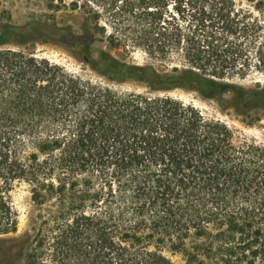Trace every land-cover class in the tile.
<instances>
[{
  "label": "trees",
  "instance_id": "1",
  "mask_svg": "<svg viewBox=\"0 0 264 264\" xmlns=\"http://www.w3.org/2000/svg\"><path fill=\"white\" fill-rule=\"evenodd\" d=\"M93 1L111 20L102 25L95 11L93 27L63 40L99 73L136 78L152 93L0 50V236L19 233L13 193L22 184L32 202L15 241L23 264H176L175 255L264 264V147H237L226 124L169 94L235 91L240 107H258L264 88L227 81L264 74V0H246L253 10L235 0ZM95 32L125 51L181 52L185 68L164 75L107 57L104 69L91 58Z\"/></svg>",
  "mask_w": 264,
  "mask_h": 264
},
{
  "label": "rangeland",
  "instance_id": "2",
  "mask_svg": "<svg viewBox=\"0 0 264 264\" xmlns=\"http://www.w3.org/2000/svg\"><path fill=\"white\" fill-rule=\"evenodd\" d=\"M79 1L81 8L73 9V3ZM238 7L253 10L252 3L235 0ZM54 5V6H53ZM95 11L100 12V23L111 20L109 12L93 0H0V50L25 49L49 58L68 69L103 85L125 92L152 93L147 84L133 77L115 74L112 71L99 73L90 64L84 62L80 47L63 40L67 31L74 35H83L85 27H93L91 19ZM90 13V14H89ZM264 19V18H262ZM113 33L107 28L105 37ZM264 37V34L263 36ZM91 58L105 69L107 57L117 59L129 66L153 67L160 74L169 75L181 72L186 61L183 53L175 51L162 58L151 55L144 49L130 47L128 51L113 47L99 33L94 34ZM254 55V53H253ZM231 85L242 87L246 91L264 88V74L253 70L245 78L235 77L227 81ZM186 103H192L211 120L226 124L233 132V142L237 147L256 144L264 147V98L255 108L239 106L235 91L207 98L200 92L183 89L169 92ZM14 205L19 213V233L0 236V264H23V258L16 257L20 241L26 229L27 214L32 208L30 193L25 185H17L13 193ZM176 264H185L179 255L173 256Z\"/></svg>",
  "mask_w": 264,
  "mask_h": 264
}]
</instances>
